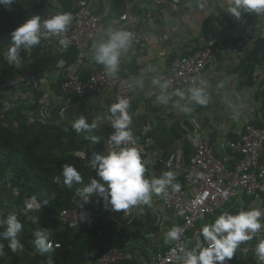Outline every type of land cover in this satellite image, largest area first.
<instances>
[{"label":"crops","instance_id":"0c3cea01","mask_svg":"<svg viewBox=\"0 0 264 264\" xmlns=\"http://www.w3.org/2000/svg\"><path fill=\"white\" fill-rule=\"evenodd\" d=\"M14 2L30 11L38 4L44 5L51 12L61 9V0ZM90 6L100 15L101 24L98 35L87 44L82 58L68 62L71 58L68 48L59 51L52 37H42L39 45L25 50L26 57L19 59V64H9L6 61L0 69L1 81L17 79L22 82L16 91L0 92L6 122L13 125L14 111L20 108L32 121L66 125L81 145L79 151L85 153L89 163L94 153L103 154L106 151L104 138L114 130L109 109L118 101L111 90L101 97L66 95L61 91L60 83L68 74L85 75L90 67H104L94 59L93 42L104 36L107 29L113 28L112 20L127 10L125 0H90ZM235 6V0H183L182 4L169 7L162 19L140 21L132 25L133 29L142 32L145 37L141 44H131L122 53L116 76L133 81V97L128 109L132 117L130 128L149 151H156L165 157L181 152L185 160H188L194 151L187 138L188 132L193 128L192 118L203 120L208 139L218 153L223 151L225 137L219 133L217 125L226 120V108L232 105V93L240 86L241 77L237 70L241 59L236 53L224 51V41L227 42L233 32L244 34L248 22L264 17V12L245 11L241 8V15L237 18L230 12V8ZM138 8L146 10L148 5L139 3ZM165 24L174 34L173 43H162L157 37ZM219 31L224 37L216 46L215 57L207 68L203 85L208 98L207 105L196 104L187 95L184 99L171 96L167 104L157 103L159 95L171 94L173 91L161 93L153 84L152 78L168 68L175 51L194 52L205 45L209 35ZM184 107L190 111L185 112ZM80 116L87 118L89 123H95L92 134L100 138L99 143L85 139L88 133L77 134L72 128V123ZM237 127L240 128V124ZM228 137L235 138L236 135L230 134ZM68 138L69 135L66 136ZM141 156L145 162V157ZM145 167V176L149 179L159 177L164 172L161 166L151 167L146 162ZM181 180V177L176 176L174 183L180 184ZM80 203L82 200L78 198L76 204ZM84 207L89 209L87 221H94L99 225L98 245L114 246L130 252L141 264H153L154 255L165 250L173 241L166 237V233L181 223L175 216L166 215L161 200L155 194L149 204L131 206L122 211H112L111 206L97 196H93L91 202ZM251 207L252 203H246L242 197L231 206H226L224 211H219L216 216L199 221L188 235V246L193 247L201 228L223 212L235 214L242 208L249 210ZM111 213H120L121 218L117 222H111L107 218ZM255 248L253 238L242 242L233 259L239 256L256 258Z\"/></svg>","mask_w":264,"mask_h":264},{"label":"built area","instance_id":"2783aa9c","mask_svg":"<svg viewBox=\"0 0 264 264\" xmlns=\"http://www.w3.org/2000/svg\"><path fill=\"white\" fill-rule=\"evenodd\" d=\"M182 2L183 0H125L127 10L112 20L113 29L130 31L133 34L131 44L139 45L145 35L133 29L132 25L140 21L162 19L169 7L180 5ZM139 3L147 4L148 8L139 9ZM71 4L72 24L64 33L48 37L53 38L57 50L63 51L73 47L78 52V58H82L87 44L99 33L101 17L92 10L90 0H72ZM57 13L58 10L48 13L41 22ZM157 37L162 43L167 44L173 43L174 40V34L166 24ZM223 37L224 34L219 31L217 34L209 35L205 45L194 52L175 51L168 68L152 78V82L156 79H159L160 83L167 81L169 87L161 89L158 84H153L161 93L177 89L187 91L193 86H203L207 68L213 61L216 46ZM259 39H264V17L248 22L244 34L233 32L230 39L225 42L224 51L236 53L241 59L254 50ZM61 40H67V46L61 44ZM7 51L8 49L4 50L5 59ZM257 56L258 60L253 61L250 74L244 79L245 83L241 82V76L240 88H236L232 93V105L226 108L228 113L226 120L217 125L219 133L225 137L221 153L216 151L208 139L202 119L192 118L193 128L188 132L187 138L194 151L188 160H185L181 152L165 157L156 151H149L133 134L135 144L128 146L136 147L145 157L148 165L161 166L164 172L172 171L175 177L179 176L183 181L179 192H173L169 188L167 196L164 194L158 196L166 215L168 217L173 215L181 220L177 227L181 228L182 232L179 238L173 240L165 250L154 255L153 264H184L182 259L184 253L193 250L197 244V241L193 247L187 244L188 235L195 229L196 224L205 218L216 216L219 211H224L226 206H231L244 195L252 197L250 209L257 208L264 211V48ZM21 84L22 82L17 79L2 80L0 92L16 91ZM60 89L63 94L77 97H101L106 91L111 90L117 101L124 98L130 103L134 84L130 78L111 77L104 67L93 66L86 75L68 74L62 79ZM238 124L240 128L237 127ZM113 132L114 130L104 138L106 148L115 147L109 144V137ZM230 134H235L236 137L229 138ZM76 154L84 160L87 159L82 151L78 150ZM34 203L39 204L40 207L32 209L33 211L41 208V202L37 197ZM242 210L247 209L242 208ZM82 212L87 213L84 220L80 219ZM88 214L89 209L85 207L81 209L78 204H74L60 212L59 220L71 226L76 224L74 228L77 229L87 222ZM107 218L111 222H117L121 215L111 213ZM261 220L264 221V217H261ZM253 239L256 245L264 239V223ZM53 242L54 248H56L55 244L60 245V242ZM200 243L202 246H207V242L202 238ZM239 252L244 255L243 252ZM133 258L130 252L114 246L96 245L89 250V261L92 264H114Z\"/></svg>","mask_w":264,"mask_h":264},{"label":"clouds","instance_id":"9594fccd","mask_svg":"<svg viewBox=\"0 0 264 264\" xmlns=\"http://www.w3.org/2000/svg\"><path fill=\"white\" fill-rule=\"evenodd\" d=\"M14 3V0H0V5L5 7ZM235 7L230 8V12L237 18L241 13L239 9L245 11L264 12V0H235ZM203 7V5H201ZM73 16L69 12L55 14L52 18L43 20L36 15L21 24L11 32V46L6 52V59L9 64H19V54L21 50H28L39 45L42 37L59 35L66 31L72 24ZM133 34L124 29H107L104 36L93 42L94 59L96 63L104 65L106 73L115 77L121 62L124 51L131 46ZM61 44L67 46V40H61ZM161 89H167L169 83H160L159 79L153 81ZM187 97L199 105H207L208 98L204 87L193 86L187 91L177 89L171 94H161L157 97V103L167 104L171 96L181 99ZM129 101L121 98L118 102L111 105V125L114 132L109 137V144L115 147L106 148L105 153H94L90 159V166L95 171L96 176L90 178V182L77 190V195L81 198L79 204L81 209L84 205L91 202L93 196L103 199L107 205L111 206L112 211L127 210L131 206L139 204H149L153 194L159 196L168 195L169 187L173 192H179L181 185L174 183L175 173L165 171L159 177L146 178L145 162L142 161L140 151L134 146L133 132L130 128L132 117L129 114ZM185 112L190 111L184 107ZM95 123H89L87 118L80 116L72 123V128L77 134L86 132L85 139H90L93 143L100 142V138L93 135ZM147 131V129H145ZM121 145H125L121 147ZM63 184L71 188L73 183H82L83 177L77 168L70 164L62 165ZM54 183L59 184L61 177H54ZM227 196V193H225ZM35 197L26 200V210L39 208L40 205L34 203ZM47 204V201L44 202ZM87 217L86 212H82L80 219ZM261 217L264 211L252 208L241 210L238 214L223 212L213 223L205 224L200 234L197 236L196 247L185 252L182 259L184 264H227L231 261L242 242L250 241L253 236L262 228ZM33 223L38 221L37 217H32ZM23 223L16 213H9L6 218L0 215V239L8 240V247L15 252L23 249L20 240V233ZM73 224L72 227H76ZM182 229L172 227L166 237L170 240L179 238ZM200 237L207 242V246H202ZM34 244L41 252H51L54 250V242L50 239V233L45 230L34 232ZM60 245L55 244L58 248ZM4 255V244L0 243V256ZM255 256L258 264H264V239H261L255 248Z\"/></svg>","mask_w":264,"mask_h":264},{"label":"trees","instance_id":"16d2710c","mask_svg":"<svg viewBox=\"0 0 264 264\" xmlns=\"http://www.w3.org/2000/svg\"><path fill=\"white\" fill-rule=\"evenodd\" d=\"M71 1L61 0V9L58 12L72 14ZM50 12L41 4L35 5L32 11L16 2L7 7L0 5V69L6 62L4 50L11 46V32L28 19L36 15L42 19ZM263 48L264 39H259L254 50L241 58L237 70L242 76V83H245L244 79L250 74L253 61L258 60L257 55ZM68 49L71 54L68 62H72L78 58V52L73 47ZM24 57L26 52L21 50L19 59ZM13 118L15 123L9 125L4 118L3 102L0 101V183L5 180L10 187L18 189L15 205L16 214L24 225L20 233L24 247L13 252L8 247V240L0 239V243L4 244V255L0 256V264H92L89 261V250L99 244V225L94 221H87L75 229L59 220L60 212L76 204V200L80 198L77 190L96 176L87 159L84 160L76 154L81 145L66 125L32 121L20 108L15 109ZM64 164L75 166L81 172L83 182H74L71 188L65 186L61 175ZM56 176L61 177L59 184L53 182ZM182 184L181 180L180 185ZM32 196L41 202L40 209L26 210L25 201ZM243 198L246 203L252 200L248 195ZM32 217H37L38 221L33 223ZM45 229L50 233L51 240L60 242V247L46 253L41 252L34 244V232ZM53 230L56 232L51 233ZM114 264L141 263L133 258ZM227 264L258 262L251 256H239Z\"/></svg>","mask_w":264,"mask_h":264},{"label":"rangeland","instance_id":"374dc122","mask_svg":"<svg viewBox=\"0 0 264 264\" xmlns=\"http://www.w3.org/2000/svg\"><path fill=\"white\" fill-rule=\"evenodd\" d=\"M17 194H18V189L10 187L6 183L5 180H3L0 183V215L5 217V215L9 214L10 212L17 213V208H16V205H15V198H16ZM24 212H26V211H23V213ZM214 220L215 219H213L211 221V223H213ZM50 232L51 233H53V232L55 233L56 230H53V231H50Z\"/></svg>","mask_w":264,"mask_h":264}]
</instances>
